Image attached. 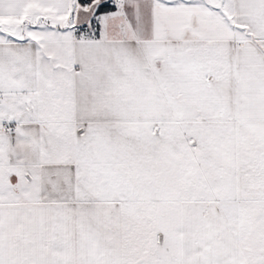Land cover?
<instances>
[{"label": "snow or ice", "instance_id": "6c2138e0", "mask_svg": "<svg viewBox=\"0 0 264 264\" xmlns=\"http://www.w3.org/2000/svg\"><path fill=\"white\" fill-rule=\"evenodd\" d=\"M0 264H264V0H0Z\"/></svg>", "mask_w": 264, "mask_h": 264}]
</instances>
